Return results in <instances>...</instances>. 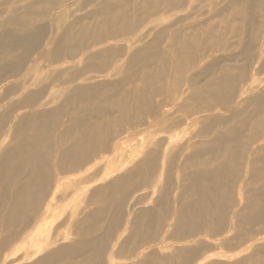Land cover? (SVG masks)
Here are the masks:
<instances>
[{"label": "rangeland", "instance_id": "374dc122", "mask_svg": "<svg viewBox=\"0 0 264 264\" xmlns=\"http://www.w3.org/2000/svg\"><path fill=\"white\" fill-rule=\"evenodd\" d=\"M0 264H264V0H0Z\"/></svg>", "mask_w": 264, "mask_h": 264}]
</instances>
